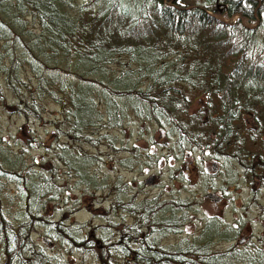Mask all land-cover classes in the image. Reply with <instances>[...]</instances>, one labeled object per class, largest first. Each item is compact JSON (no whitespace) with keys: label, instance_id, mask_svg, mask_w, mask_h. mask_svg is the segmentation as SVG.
Masks as SVG:
<instances>
[{"label":"trees","instance_id":"1","mask_svg":"<svg viewBox=\"0 0 264 264\" xmlns=\"http://www.w3.org/2000/svg\"><path fill=\"white\" fill-rule=\"evenodd\" d=\"M0 81L17 100L1 103L9 114L40 120L43 101L60 109L52 157L92 191L103 180L91 173L100 160L86 149L102 141L114 150L109 130L130 119L163 131L175 154L195 151L252 194L264 190V0H0ZM23 130L26 144H39ZM0 175L17 185V206L0 207L1 264H66L32 241L35 228L94 264H264V206L255 239L214 251V240L237 232L210 222L185 244L162 248L180 200L116 202L132 225L112 241L79 237L63 218L40 213L56 195L54 172L22 166L0 144Z\"/></svg>","mask_w":264,"mask_h":264},{"label":"rangeland","instance_id":"2","mask_svg":"<svg viewBox=\"0 0 264 264\" xmlns=\"http://www.w3.org/2000/svg\"><path fill=\"white\" fill-rule=\"evenodd\" d=\"M22 80L26 86L33 84L32 76L26 72L22 73ZM0 95L1 146L11 157L17 156L24 167L41 168L46 176L54 172L56 195L54 198L49 195L43 201L40 213L53 221L63 218L65 224L77 228L79 237L92 234L98 238L104 236L109 241L116 239L117 231L132 225L134 217L120 211L115 203L131 202L134 205L144 199L180 200L185 205L175 215L178 220L174 232L158 239L162 248L185 244L201 234L202 228L210 222L219 225V230L229 226L237 232L234 240H214L211 246L214 251H223L238 242L241 244L261 235L263 221L259 216V206H264V190L252 194L240 176L235 179L222 177L219 164L211 160L202 161L195 151L185 150L181 156L175 154L172 151L173 141L166 138L163 131H156L150 125L130 119L123 123L122 129L109 130L112 142L118 144L114 150L102 141L94 149H86L87 153L92 152L100 160L90 168L91 173L103 180L102 188L92 191L69 178L52 157L57 141L55 126L60 124V109L43 101L41 119L31 116L25 119L9 114L1 107L2 102L17 104L1 81ZM20 127L39 144H26L19 134ZM130 158L135 162L131 169L118 164L119 159ZM208 193L216 194L220 201L211 203L205 198ZM1 194L4 196L0 200L1 208L9 205L12 210L17 206V185L12 179L0 175ZM128 206L132 207L131 204ZM32 241L49 254H54L56 259L63 255L66 264H94L89 255L62 244L58 247L39 228L33 231ZM117 261L125 264L123 258Z\"/></svg>","mask_w":264,"mask_h":264},{"label":"water","instance_id":"3","mask_svg":"<svg viewBox=\"0 0 264 264\" xmlns=\"http://www.w3.org/2000/svg\"><path fill=\"white\" fill-rule=\"evenodd\" d=\"M205 198L208 199L211 203L216 204L220 201V197L214 193H208L205 195Z\"/></svg>","mask_w":264,"mask_h":264}]
</instances>
